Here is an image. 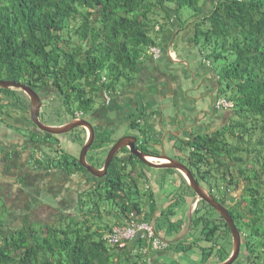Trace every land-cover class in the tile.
I'll return each mask as SVG.
<instances>
[{
	"label": "trees",
	"instance_id": "trees-1",
	"mask_svg": "<svg viewBox=\"0 0 264 264\" xmlns=\"http://www.w3.org/2000/svg\"><path fill=\"white\" fill-rule=\"evenodd\" d=\"M183 8L191 11L192 40L200 54L208 61H219V71L212 67L218 76V95L233 103L225 108L229 111L225 125L180 140L189 169L218 172L222 160L233 159L236 152L264 161V0H0V78L50 82L61 96L65 119L76 111L85 113L103 92L116 99L118 85L126 86L136 78L148 48L161 45L159 34L187 21L181 18ZM142 116L138 111V117L129 118L138 135ZM144 143L148 141L138 147L156 155ZM94 155L93 164L101 165L102 157ZM61 156L69 160L67 154ZM49 162L57 170L51 158ZM140 163L134 155L117 154L107 173L96 178L90 190L78 193L81 218L59 214L46 224L4 229L1 205L0 264L129 262L132 253L127 247L111 246L103 239L113 226L100 223V205L106 201L114 205L107 211H114V225L129 220L132 212L152 222L159 210L154 220L162 219L170 236L182 233L184 220L171 218L192 192L185 177L181 174L183 189L159 208L150 188L144 193L146 202L142 198ZM48 195L55 198L53 193ZM203 208L198 203L192 211L190 235L208 226ZM182 242L173 244L178 251L192 249L193 244ZM150 258L153 264L158 262Z\"/></svg>",
	"mask_w": 264,
	"mask_h": 264
},
{
	"label": "flooded vegetation",
	"instance_id": "flooded-vegetation-1",
	"mask_svg": "<svg viewBox=\"0 0 264 264\" xmlns=\"http://www.w3.org/2000/svg\"><path fill=\"white\" fill-rule=\"evenodd\" d=\"M136 78L141 81L143 76L137 74ZM24 83L30 85L38 93L39 97L41 99L43 98L42 103L44 99L52 96L51 94L58 96L61 100L60 94L53 89L50 82L43 84L41 81H26ZM12 97L13 96L8 92L2 93V91H0V136L7 140H18L15 142L12 140L2 146L3 149L0 151V170L6 171L10 169L17 175L24 174L18 178L21 181L20 185H22V183H25V175L28 176V158H31L35 152L39 151L45 141L50 143V141H52V136L50 135L51 137L49 138L47 133L41 130L33 121L30 113L29 96L27 107L11 104L10 100ZM115 98L116 99H111L110 97L106 99L100 97L101 102L98 105L85 113L76 111L75 116H71L63 121L65 123L78 115L77 117L85 118L92 124L95 137L88 151L95 153L94 156L97 158L102 157L103 162L111 146L121 137H116L114 130H119L126 120L134 116L130 112L136 110V107L132 104L128 105L124 103L121 96ZM215 101H217V99ZM216 108L219 110V107ZM227 117L228 114H224L222 121L214 130L225 125V123H227ZM79 127L85 130V136H87V128L84 126ZM130 128L134 130V132L139 133L135 128ZM32 134L36 136L33 137ZM58 135L53 136L58 140L56 150L58 153L56 154H58L57 157L59 162L58 165H56L57 170L55 171L62 174H71L78 173L82 170V172L85 173L82 181L84 184L91 179L95 182L96 178H100L89 173L79 163V152L85 138L79 150H76V143H74V141L72 142L69 139H64L65 137L63 138V136L62 138L64 140L59 139L57 138ZM131 135L136 136V134ZM44 137H46V139H43ZM63 141L65 142L64 144H62ZM21 144H30L28 146V152L24 151L26 147L22 148ZM46 149L48 150H45L46 161H40L42 165L36 162L33 163L37 165V168H42L43 171H51V167L53 166L51 162H49V159L52 157L50 155L51 150L50 147ZM126 150H128V148L124 146L120 149L118 155L125 156V154L128 153ZM63 153L67 154L69 160H64L61 156ZM246 155L245 153L236 152L233 155V159H227V161L222 160L219 164L218 172H215L213 169L206 170L204 168L201 170H196L194 168H191L192 170L190 169L194 178L203 189L209 192L214 199L219 202V212H217L204 200L200 198L196 199L194 191L188 185L193 193V195L188 198L189 206H193L194 209L197 204L200 203L201 207H204L203 210H207L208 212L207 216H203L204 222L208 223L205 231L195 233L194 235H190L189 231L185 236V238H187V236L190 235L187 239L189 240L188 243L193 244L192 247L199 249L198 254L195 255V253H193V255L198 257L201 264H223L229 259H231L230 264H264V166H261L264 164V161L261 158L260 161L262 163H258L255 159H252L251 156L246 158ZM241 157L245 160L243 161ZM72 158L74 161H72ZM184 160V163L189 167V157L187 153L184 154ZM103 162L99 166L94 165L93 162L90 164L96 167H102ZM52 170L54 169L52 168ZM144 191H146V189H144ZM18 192H20V190H18ZM1 198L4 201L5 195L1 196ZM142 198H144V201L146 200L144 194ZM158 204L159 203L156 201V206ZM212 210L215 213L212 212ZM226 216L232 221L234 230H232ZM152 219H155L154 216H152ZM213 228H216L214 232L212 230ZM204 253L207 254L204 255Z\"/></svg>",
	"mask_w": 264,
	"mask_h": 264
},
{
	"label": "rangeland",
	"instance_id": "rangeland-1",
	"mask_svg": "<svg viewBox=\"0 0 264 264\" xmlns=\"http://www.w3.org/2000/svg\"><path fill=\"white\" fill-rule=\"evenodd\" d=\"M190 12L191 11L188 8H183L181 10V18L183 20H186L188 18L187 21L183 24L181 23V25H185V26L190 25V21H191V19H189ZM205 12L207 13V11ZM177 24L180 23L178 22ZM192 60H193V56L189 58V62H190L189 68L187 66L183 67L181 64L178 63L173 62V64L175 66H182V68H184L185 71H187V75H191V71L192 70L194 71V67L191 66L193 64ZM207 63L208 65H211L213 68H216L219 71V61L214 62L210 60ZM145 86H147V84H145ZM125 87L126 86H123L122 84L118 85L117 95L119 97L124 95ZM159 87L160 86L158 87L152 86L153 88L152 90H154L155 88H157L158 90ZM142 88L143 87H140L139 89L137 88L133 89L132 90L133 92L131 91L132 95L135 94V92H137V95H141V98L143 99L144 91ZM7 90L8 93L13 96L10 100L11 104L19 105L20 107L28 106V95H26V93L22 89L16 87H13L12 89L0 87V91H2V93H5ZM166 91H168L167 88ZM51 95L52 96H49L47 99L43 100L38 119L41 123L48 126L61 125L64 123L63 121L67 120L65 119V111H64L63 103L58 96L54 94ZM147 95L149 94L147 93ZM102 97L105 98L104 92ZM141 98L137 100L129 97L128 102L125 99H122V101H124V103H127L128 105L132 104L134 107H136V110L130 112L131 114L136 115L138 114V111L144 110L145 112L144 115L149 116L150 114H152L149 108L153 106L155 107L156 105L158 106L157 101L159 100L152 102L150 100L144 101ZM222 98L225 97L223 95H220L219 99ZM134 100H136V102ZM100 102L101 99L97 98L95 100L94 106L98 105ZM202 107L205 108L204 105ZM153 118L154 119L152 123L154 125L152 127L149 125L148 127L145 128L143 127V123H140L138 125V128L141 131L139 135L138 133L134 132V130H132L129 126L127 125L124 126L123 124H122L123 126L119 128V130L115 131L113 129L115 132L114 134L116 135V137H120L122 135L136 134L137 146H140L142 142H144V140L148 141L147 144L144 143V146L148 151L158 155L162 152V150H164L170 157L184 162L185 160L182 152L174 148H178L180 146V148L185 149V146L181 144V142L176 138H171L172 140L175 141V143L173 144L174 147H171L169 149L163 147V145L161 147L155 146L158 135L161 134L163 136V134L165 133L164 130L165 122L163 125L162 123H159L160 115H158V112L155 113V116ZM172 126L173 125H171V127ZM200 130L201 129H197L195 127L193 132L199 133ZM185 134H189L188 131H185ZM60 135H58L57 138L63 139L65 137L64 139H69L72 142L74 141V143H76L75 144L76 150H79V147H81L80 145H82L84 138L86 140L85 130L81 127H75L68 133H64L61 136ZM53 136L54 135H52L51 140L54 141L55 143L58 142L56 137ZM64 143L65 142L63 141L62 144ZM126 151L128 152V150ZM42 154L46 156L45 153ZM92 154H93L92 151L87 152L86 160L88 163L93 162L94 157L92 156ZM127 154L128 153H126L125 156ZM53 164L55 166L58 165V159L55 158L53 160ZM140 166L142 167V171L144 172L143 180H140L138 183L140 191L142 194H144L147 191L148 187L150 188L151 191H156L157 196L159 197L156 198L157 202L159 203L158 205L159 208L162 207L161 204H163L164 202L163 200H165L167 195L174 194L175 191L178 192V190L180 191L183 189V187L179 188L178 185L177 186L175 184L173 185L175 180L172 179L173 178L172 174H174L173 171H176V169L153 168L143 163H140ZM52 171L55 170L51 169V171H47L46 179L44 180L42 186L39 185L34 188L33 187L31 188L28 184H26L27 182L22 183V185H20L21 181L18 178L19 175L22 176V174L17 175L14 171L10 169L6 170V172H3L2 170L0 171V207L1 205H4L5 207L4 212L1 213H2V217L5 219V223L7 224L6 226H4V229H6L7 226L11 228H16L22 225L36 224L35 226H38L39 224H46L47 222L50 221L53 222V220H55L54 216L59 214H62L64 216L73 215L78 218H81L82 213L79 210V204L77 201L78 192L90 190L93 187L94 180L91 179L89 182L84 184L82 181L85 173L82 172V170L78 173H71V174H65V173L62 174L57 171L55 172ZM145 182L147 187L145 185ZM45 189L49 191L48 192L49 194L51 193L55 194V198L53 199L51 195L49 196L47 191H44ZM144 189H146V191H144ZM18 190H20V192H18ZM3 195H5L4 201L1 198V196ZM192 195L193 194L191 192L189 196L191 197ZM186 204H187V197L186 198L184 197V202L181 201L180 205L175 208L174 210L175 214L180 211L182 205L185 206ZM100 209L102 211L101 213L103 216V218H101L100 223L108 224L110 226L114 225L116 220L114 211L111 214L107 213L108 210L111 211L112 209L114 210V205L106 201L105 203H101ZM212 212L214 211L212 210ZM172 219L173 218H171V220ZM161 220L157 219V222L156 220H154L153 221L154 227L156 228L158 233L163 234L165 237H171L170 234H168L166 232V229L163 227ZM188 237H190V235H188L187 238L183 239L184 241L182 242L183 244L185 243L187 244L189 242V240H187ZM169 245L174 247L173 244H169ZM150 247L147 250V252L143 253L141 252V247L139 245H136L135 249H133L131 252L132 258L130 259V261L126 262L124 259H122V264H132L133 262H135V264H146V263L148 264L149 257H156L159 264H169V263L201 264L198 257L195 256L196 254H198L199 251V249L196 247H192V249L184 252L180 256L175 255L178 252V250H176V253L173 255V257L168 254L166 255L165 253H158V252L156 253L157 250L151 249ZM168 250L169 249H167L166 251ZM193 253H195V255H193ZM120 258L123 257L121 256Z\"/></svg>",
	"mask_w": 264,
	"mask_h": 264
},
{
	"label": "crops",
	"instance_id": "crops-1",
	"mask_svg": "<svg viewBox=\"0 0 264 264\" xmlns=\"http://www.w3.org/2000/svg\"><path fill=\"white\" fill-rule=\"evenodd\" d=\"M193 34L194 29L191 25L185 26L181 25V23L174 24V26H169L166 30L161 32L159 34V41L161 42V45L158 46L161 51L160 56L157 59L153 58L149 53L144 56L140 72L138 73V75H142L143 78L141 79V81L137 78H133L130 84L126 85L125 93L121 96V98L125 99L127 102L129 101V97L138 100L141 98V95H137V92L132 95V90L143 87L142 89L144 93L143 99L141 98L142 100H150L152 102L159 100L157 101L158 106L156 105L155 107L153 106L149 108L152 114L146 116L144 115L145 112L143 110V116L138 120L139 124L143 123V127H148L149 125L152 127L154 125L152 123L154 119L153 117L155 116V113L158 112V115H160L159 123H162L163 125L165 122V133L163 134V136L161 134L158 135L156 142L157 145L155 144V146L157 147H161L162 145L163 147H166L168 149L174 147L173 144L175 143V141L171 138H176L179 141L182 139L187 140L191 135L197 134L193 132L195 127L197 129H201L199 133L212 131L222 121L223 115L229 114V111L227 109L220 108L218 110V108L215 107V100L219 98V84L217 81L218 76L213 70L212 66L208 65V60L204 59V57L200 54L198 48L194 44L192 40ZM191 56H193V64L191 66L194 67V71H191V75H187V71H185L182 66H187L188 68L190 67L189 58ZM173 62L181 64L182 66H175ZM145 84H147L148 89ZM152 86L160 87L158 88V90L157 88L152 90ZM166 88L168 89V91H166ZM147 93L149 95H147ZM134 101L136 102V100ZM203 105L205 106V108L202 107ZM135 116L138 117V114L134 115L132 118H134ZM123 125L131 127L130 119L126 120ZM171 125L173 126L171 127ZM185 131H188L189 134H185ZM12 140L14 142L18 141L16 139L7 140L0 136V151L3 149L2 146L7 144V142H11ZM21 145L22 148L26 147L24 151L28 152V146L30 144ZM57 145V142L54 143L53 141H51L50 143H47L45 141L42 144L41 149L35 152L31 156V158H28L29 170H27L28 176L25 175V183L27 182L26 184H28L31 188L37 187L39 185L42 186L47 175V171H43L42 168H37V165L33 162L41 164V162L46 161L45 155H43L42 153H45L47 147H50V155L52 156L51 159L54 160L57 155L56 153H58L56 151ZM174 149L181 151L183 155L187 153V151L180 148V146ZM173 173L174 174H172V179L175 180L173 185H178L180 188L181 186H183L181 172L176 170L173 171ZM44 191L48 190L45 189ZM152 192L154 199L159 198L156 191ZM172 195L173 194L166 196L165 200H163V207L168 204ZM188 198L187 204L185 206L182 205L180 211L172 217L173 221H180V219H183L184 227L187 225L188 215H186V213H189L190 207ZM158 212L159 210L157 212L155 211L154 218L158 215ZM152 221H154V219ZM159 234L164 236L161 233ZM179 234H173L169 238H173ZM166 249L169 250L166 251ZM176 250V245L174 247L168 246L165 249L156 251V253H165L166 255L168 254L173 257V255L176 253ZM180 254H183V252L178 251L175 255ZM156 263L159 264L158 262Z\"/></svg>",
	"mask_w": 264,
	"mask_h": 264
},
{
	"label": "water",
	"instance_id": "water-1",
	"mask_svg": "<svg viewBox=\"0 0 264 264\" xmlns=\"http://www.w3.org/2000/svg\"><path fill=\"white\" fill-rule=\"evenodd\" d=\"M0 87L2 88H20L22 89L30 98V113L33 121L35 124L44 132L51 135H58V134H64L75 127L84 126L87 128V136L86 140L84 141L80 152H79V163L80 165L85 168L89 173L93 174L97 177H102L107 173V168L112 161V159L118 154L121 148L126 146L128 148V154L134 155L138 160H140L143 164H146L153 168H172L176 169L181 172V174L185 177L188 185L190 188L194 191L196 195V199L200 198L204 200L206 203L211 205L217 212H219V202L214 199V197L207 192L203 187L197 182V180L194 178L193 173L189 169V167L182 161L178 159H174L170 157L164 150L158 155H152L150 153H147L143 150H141L137 145V137L135 135H123L121 136L109 149L107 152V155L104 159L102 167H96L86 160V153L89 150L90 146L92 145L95 137L94 129L92 124L85 118L82 117H74L73 119H70L69 121L61 124V125H55V126H48L43 123H41L38 119L40 108L42 106V99L39 97L38 93L27 83L15 81L13 79L0 78ZM150 157L157 158L160 161H153L149 159ZM227 220L229 224L233 228L232 221L228 216ZM153 227V221L151 222ZM192 224V207H189V213H188V221L185 230L180 233L179 235L173 237V238H166L162 235H160L155 227L154 232L155 235L162 241L166 242L167 244H174L179 240H183L185 236L188 234V232L191 229ZM236 251V249H235ZM182 255V254H181ZM180 256V255H179ZM231 259H229L227 262L223 264H230ZM203 264H219V263H203Z\"/></svg>",
	"mask_w": 264,
	"mask_h": 264
},
{
	"label": "built area",
	"instance_id": "built-area-1",
	"mask_svg": "<svg viewBox=\"0 0 264 264\" xmlns=\"http://www.w3.org/2000/svg\"><path fill=\"white\" fill-rule=\"evenodd\" d=\"M148 53L157 59L161 51L158 46H150ZM104 96L106 99L110 98L107 92H104ZM232 105L233 103L225 98H218L216 101V107L219 108H230ZM103 239L111 246H117L118 248L127 247L131 252L135 249L136 245L141 247V252L143 253L147 252L150 246V248L155 250L167 247V243L155 235L152 223L137 218L134 212L131 213L129 220L120 225H113L110 230L106 231ZM148 264H153L150 257L148 258Z\"/></svg>",
	"mask_w": 264,
	"mask_h": 264
},
{
	"label": "bare ground",
	"instance_id": "bare-ground-1",
	"mask_svg": "<svg viewBox=\"0 0 264 264\" xmlns=\"http://www.w3.org/2000/svg\"><path fill=\"white\" fill-rule=\"evenodd\" d=\"M149 159H151V160H156L157 158H154V157H150ZM158 160V159H157Z\"/></svg>",
	"mask_w": 264,
	"mask_h": 264
}]
</instances>
